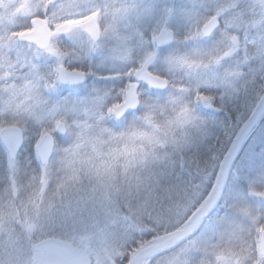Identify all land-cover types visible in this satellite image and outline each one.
Returning a JSON list of instances; mask_svg holds the SVG:
<instances>
[{"label": "snow or ice", "instance_id": "1", "mask_svg": "<svg viewBox=\"0 0 264 264\" xmlns=\"http://www.w3.org/2000/svg\"><path fill=\"white\" fill-rule=\"evenodd\" d=\"M0 31V264H264V0H26Z\"/></svg>", "mask_w": 264, "mask_h": 264}, {"label": "rangeland", "instance_id": "2", "mask_svg": "<svg viewBox=\"0 0 264 264\" xmlns=\"http://www.w3.org/2000/svg\"><path fill=\"white\" fill-rule=\"evenodd\" d=\"M26 0H0V31L7 32L9 20L15 23V17L21 13Z\"/></svg>", "mask_w": 264, "mask_h": 264}]
</instances>
